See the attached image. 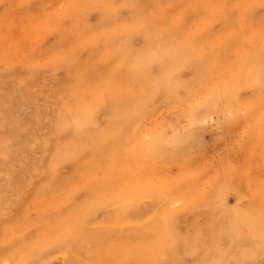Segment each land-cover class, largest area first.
<instances>
[{
  "label": "rangeland",
  "instance_id": "1",
  "mask_svg": "<svg viewBox=\"0 0 264 264\" xmlns=\"http://www.w3.org/2000/svg\"><path fill=\"white\" fill-rule=\"evenodd\" d=\"M96 1L106 3V0ZM224 3L230 13V6L244 7L230 18H220ZM91 4L93 0H0V188L7 184L3 170L11 164L22 163L23 148H19L14 140L20 134L21 126L16 116L22 114L25 101L29 118L43 116L39 105L43 95L38 89L28 91L22 102L19 99L10 104L3 98L2 87L8 81L5 77L30 75L35 69H50L52 66L61 69L69 65L70 60L80 55L87 39L74 36L63 44L58 40L61 31L58 20L72 7ZM153 8L155 13H165L178 21L189 14L194 16L195 27L206 28L216 42L225 36L243 37L234 53L240 57L238 69L242 73H249L247 58L252 54L245 33L264 47L261 41L264 36V0H167L157 1ZM202 10L208 15H203ZM95 19L89 16L84 20L88 25H94ZM138 39L135 34L136 46L140 45ZM110 53L109 45L102 46L100 57L94 54L92 58L83 59L76 75L102 93L115 91L129 94L137 101L145 100L143 112L146 115L143 119L144 114L139 117L144 126L142 139L126 144L113 125L106 147L78 130H69L75 132L73 137L70 134L57 137L55 143L59 147L67 146L81 157V161L89 162L91 158L93 162L85 165L82 175L79 173L76 178L60 185H51L47 179L40 178L26 189L19 202L9 205L8 215L0 217V260H6L0 264H17L21 260L20 253L35 254L40 245L52 248L48 264H165L166 248L177 244L176 235L166 228V222L175 228L184 224L185 217L177 211H193L200 205L202 192L211 194L220 217L240 206L243 208L242 228L231 233L235 227L233 220H222L213 243H209L203 254V263L264 264V113L253 112V118L246 119L244 126L242 121H237L244 118L243 111L200 114L193 121L199 132L192 146L194 156L162 153L158 158L153 157L151 146L169 125L168 117L172 112L153 114L147 106L152 99L149 88L132 79L126 71L111 67ZM81 85L82 88L88 87L83 82ZM13 88L12 94H22L18 84H13ZM47 91L65 92V86L56 79H48ZM243 96L249 98L247 93ZM72 106V111L79 108L78 111L82 112L79 100H74ZM176 131L180 132V129ZM127 134L131 131L127 130ZM256 141L261 144L257 146ZM216 153L226 154V159L236 168L233 179L227 162L224 166L216 165L211 158ZM161 158L165 160L161 161ZM216 170L225 178L219 188L213 181L212 171ZM111 174L119 180H111ZM203 174L209 178L200 180L202 183L198 187L191 183L195 175L203 177ZM16 180H13V187L17 185ZM129 192L142 197L140 210L145 215L137 227L126 223L113 205ZM167 212H170L167 218L174 212L170 220L164 217ZM69 231L75 235L70 245H75L79 256L65 259L60 249ZM205 232L206 228L200 227L197 238L204 237ZM242 239L245 242H241ZM191 240L189 252L207 244ZM185 259V264H193L191 255Z\"/></svg>",
  "mask_w": 264,
  "mask_h": 264
},
{
  "label": "bare ground",
  "instance_id": "2",
  "mask_svg": "<svg viewBox=\"0 0 264 264\" xmlns=\"http://www.w3.org/2000/svg\"><path fill=\"white\" fill-rule=\"evenodd\" d=\"M157 1L167 0H106L105 4L93 0V4L87 7H72L58 20L61 30L58 40L65 44V41H70L74 36L87 39L83 42L85 45L82 46L80 55L75 56L69 61V65L61 69L52 66L50 69H35L30 75L5 77L8 81L2 87L3 98L10 104L19 99L22 102L28 91L38 89L43 95L42 103L39 104L43 116L29 118L26 101L22 114L16 116L21 126L20 134L14 141L19 148H23L20 156L22 163L11 164L3 170L7 184L0 188V217H6L9 205L19 202L26 189L39 182L40 178L47 179L51 185H60L76 178L79 173L82 175L85 165L93 162L91 158L89 162L81 161V157L67 146L59 147L55 143L57 137L69 134L73 137L75 132L70 131L78 130L88 139L106 147L110 127L113 125L126 144L130 141L140 142L142 139L144 126L141 118L146 115L143 112L145 100L141 98L137 101L129 94L115 91L102 93L76 75L82 60L92 58L94 54L99 56L102 46L106 44L111 50L108 58L111 67L126 71L132 79L149 88L152 99L147 106L150 111L156 115H161L163 111L172 112L168 117L169 125L155 138L151 146L153 157L158 158L162 153L172 156L186 153L188 157L194 156L192 146L197 141L199 132L195 130L193 121L200 114L243 111L244 118L235 119L240 123L242 121L244 126L246 119L253 118V112L264 113V88L261 87V57L264 47L245 33L249 38L248 45L252 54L247 58L249 73H242L238 69L240 57L234 53L243 37L225 36L216 42L211 39L206 28L195 27L196 20L190 14L178 21L165 13H155L153 6ZM202 14L206 16L208 12L202 10ZM89 16L96 18L94 25H88L84 20ZM230 16V10L224 3L220 18ZM135 34L140 38L139 46L134 44ZM48 79H56L64 85L65 92L49 93ZM82 82L88 87L82 88ZM1 84L0 72V87ZM13 84L19 85L22 94H12ZM244 93L249 94V98L243 96ZM211 94L216 95V102H208ZM200 95L202 97L197 99ZM76 99L81 102L82 112L78 111L79 108L72 111ZM142 114L144 115L139 118ZM127 130L131 134H127ZM258 144L261 142L256 141L257 146ZM226 157V154L223 156L221 153L211 156L216 165L224 166L225 162L228 163V171L233 179L236 168L234 169ZM164 160L161 158V161ZM207 171L211 172L210 169ZM212 174L216 187H221L224 176L217 170L212 171ZM240 177L243 179L241 173ZM208 178L204 174L203 177L195 175L191 183L198 187L202 183L200 180ZM14 179H17V185L13 187ZM110 179L119 180L112 174ZM141 201L142 197L129 192L114 201L113 205L126 223L137 227L145 215L140 210ZM216 210L218 207L213 206L211 194L202 192L200 205L193 211H177V214L185 217L184 224L175 228L166 222V228L174 231L177 244L166 248L168 252L163 256L165 264H185V257L188 255L192 256L193 264H204L203 254L208 250L209 243H213L214 234L222 220H233L235 227L231 233L242 228L241 206L233 212L222 214L221 217ZM168 213L170 212L165 213L164 217L170 220L174 212L167 218ZM203 226L206 228L205 236L197 238L198 230ZM191 239L207 244L189 252ZM240 241L245 242L244 239ZM63 244L60 249L61 256L65 259L79 256L75 245L65 242ZM37 249L35 254L24 251L25 254L20 253L21 260L17 264H48L52 248L40 245ZM0 261L6 260L2 258Z\"/></svg>",
  "mask_w": 264,
  "mask_h": 264
},
{
  "label": "snow or ice",
  "instance_id": "3",
  "mask_svg": "<svg viewBox=\"0 0 264 264\" xmlns=\"http://www.w3.org/2000/svg\"><path fill=\"white\" fill-rule=\"evenodd\" d=\"M232 11H231V15H235L236 11L239 10L240 8L244 7L242 5H234V6H230ZM261 41L262 44H264V36L261 37ZM261 80H262V84L261 87L264 88V51H262V57H261ZM216 95L215 94H211L208 97V102L209 103H213L216 102ZM75 239V235L73 232L69 231L65 237L63 242L65 243H71L73 240ZM233 264H240V262H233Z\"/></svg>",
  "mask_w": 264,
  "mask_h": 264
}]
</instances>
